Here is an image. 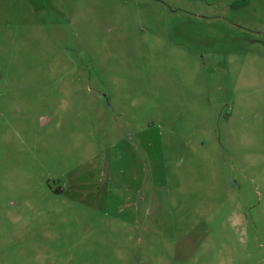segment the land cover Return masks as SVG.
<instances>
[{
    "label": "rangeland",
    "instance_id": "374dc122",
    "mask_svg": "<svg viewBox=\"0 0 264 264\" xmlns=\"http://www.w3.org/2000/svg\"><path fill=\"white\" fill-rule=\"evenodd\" d=\"M0 264H264V0H0Z\"/></svg>",
    "mask_w": 264,
    "mask_h": 264
}]
</instances>
